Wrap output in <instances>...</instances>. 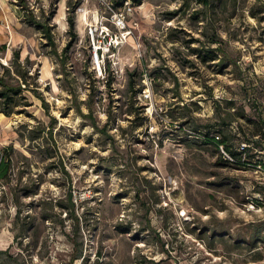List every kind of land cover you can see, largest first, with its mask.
Instances as JSON below:
<instances>
[{"label": "rangeland", "instance_id": "1", "mask_svg": "<svg viewBox=\"0 0 264 264\" xmlns=\"http://www.w3.org/2000/svg\"><path fill=\"white\" fill-rule=\"evenodd\" d=\"M97 8L0 0V62L18 49L56 117L53 136L37 127L31 140L25 126L51 120L37 96L27 91V112L0 111V155L11 156L0 264H264L262 172L226 159L215 128L201 127L234 116L224 125L231 148L264 146V0H141L110 83L89 62L82 13ZM69 14L76 37L62 58ZM218 44L228 55L204 60Z\"/></svg>", "mask_w": 264, "mask_h": 264}, {"label": "trees", "instance_id": "2", "mask_svg": "<svg viewBox=\"0 0 264 264\" xmlns=\"http://www.w3.org/2000/svg\"><path fill=\"white\" fill-rule=\"evenodd\" d=\"M113 1L116 6H120L122 5L124 0H113ZM133 1L136 4L141 3V0H133ZM198 1L202 2L205 6L208 7V6H212L216 0H198ZM218 1H221V0H218ZM196 13H198V10H196ZM29 15H30V18H29L30 22L35 24L38 28L44 29L45 34L51 39L50 43L51 44L54 43L52 35L50 34V27L47 24L48 22H46V20H39L32 13ZM68 21H69V31L71 33V39L67 42V44L63 48V51L61 53L62 58L64 57V55L67 54L68 49L73 44L74 38L76 37L74 16L69 14ZM219 51H222L226 55H228V53L223 49V46L218 44L217 46L213 48H208L206 50V55L204 56V60L217 58ZM89 62H90V65L93 66L91 55L89 58ZM30 71L31 69L27 65L21 62L20 51L18 49L13 51V58H12L11 63L4 64L0 62V111L7 115H11L13 113L27 112L28 106L32 104V102L29 100L27 91H31L35 96H37L41 100L42 105L45 111L47 112V114L50 115L51 120H50V125L48 129H46L47 127L43 126L40 122H38L36 126H29V127L28 125L25 126L28 132L27 136L31 140H34L38 136H40V135L37 136L36 134H34V131L35 129H37V127L38 128L43 127L50 136H53L52 126H53L54 121H56V117L53 114H51L49 110V104L46 100V97L38 89V85L37 84L31 85L30 78L33 77L36 80L38 76L36 73L32 76V74H30ZM113 71H114L113 69L108 68L107 77H106L105 82H109V83L111 82L109 80V76ZM135 75H136V72L134 70L129 72L128 88L131 92L134 93V95H136L137 92L141 91L142 89V86H139L138 88L135 86L136 84V80L134 79ZM186 103L187 102H184L183 105H188ZM228 103L229 105H231L233 101L229 100ZM258 106H257L258 113L262 116L261 120L264 123V107L262 106L258 107ZM217 107L218 108L220 107L219 103ZM217 113L219 114L220 112H217ZM230 114L232 115L233 113L230 112ZM86 115H90V117L93 120V123H95V120L92 116L91 111H89V113ZM232 120H234V116H231L229 119V121H232ZM229 121H226L224 116H221L219 120L215 122L201 124V127H208V128L214 127L215 129L212 134L213 140L216 143L223 145V147L225 146L227 149L226 151H228L231 155H233L239 163L241 164L251 163L254 160L263 161L264 158L261 156V152H259V150L264 149V146L262 147L259 143L256 144L257 142L256 143L253 142L255 141L253 139L252 141H249V138H246L248 139L247 141L246 140L238 141V144L236 145V147L231 148V146L227 142L226 133L224 130L225 124L230 125L229 123L231 122ZM104 130L105 128L103 127L102 131ZM243 141L248 143L249 145L240 149L239 146L241 142ZM9 147L10 146H7L4 149V152L8 151ZM223 155L226 157V159H228V157L225 154ZM10 161H11V156L9 152H6L5 154L0 155V179H5L9 176ZM69 195L71 197L72 192H70ZM70 205L72 209L75 207V203L73 200L71 201ZM1 251L8 254V250H1Z\"/></svg>", "mask_w": 264, "mask_h": 264}, {"label": "built area", "instance_id": "3", "mask_svg": "<svg viewBox=\"0 0 264 264\" xmlns=\"http://www.w3.org/2000/svg\"><path fill=\"white\" fill-rule=\"evenodd\" d=\"M138 6L140 3L136 4L133 0H124L120 6H116L113 0H99V8L91 13L88 12L89 10L82 13L87 25L86 32L93 67L104 78H106L108 68L118 71L120 66L118 48L133 33L132 27L128 24V17L133 14ZM111 24L119 31H115ZM145 95H148L146 91ZM248 145L243 141L239 148L242 149ZM221 148L228 159L237 161L233 155L224 149L223 145ZM259 152L264 153V149H260ZM251 165L256 171L262 172L263 176L261 177H264V160H254Z\"/></svg>", "mask_w": 264, "mask_h": 264}, {"label": "crops", "instance_id": "4", "mask_svg": "<svg viewBox=\"0 0 264 264\" xmlns=\"http://www.w3.org/2000/svg\"><path fill=\"white\" fill-rule=\"evenodd\" d=\"M4 22L7 27H10L9 18L7 15L4 16Z\"/></svg>", "mask_w": 264, "mask_h": 264}, {"label": "bare ground", "instance_id": "5", "mask_svg": "<svg viewBox=\"0 0 264 264\" xmlns=\"http://www.w3.org/2000/svg\"><path fill=\"white\" fill-rule=\"evenodd\" d=\"M59 20H61V16L59 17ZM186 213V212H185Z\"/></svg>", "mask_w": 264, "mask_h": 264}]
</instances>
